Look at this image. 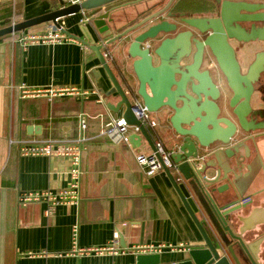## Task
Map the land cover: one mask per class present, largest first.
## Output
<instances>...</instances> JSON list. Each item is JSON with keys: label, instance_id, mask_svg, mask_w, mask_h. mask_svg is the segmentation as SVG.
Instances as JSON below:
<instances>
[{"label": "crops", "instance_id": "0c3cea01", "mask_svg": "<svg viewBox=\"0 0 264 264\" xmlns=\"http://www.w3.org/2000/svg\"><path fill=\"white\" fill-rule=\"evenodd\" d=\"M58 6V0H0V28ZM94 14L80 12L59 22L83 38L81 24L95 33ZM46 30L44 23L0 39V264H136L141 253H160L162 264L187 260L189 247L202 244L203 237L167 173L147 176L129 142L114 143L100 135L106 124L122 117L107 108L106 102L118 98L106 97L113 84L97 55L70 36L61 43L19 41L24 33ZM112 55L116 73L129 69L121 53ZM96 70L100 77L93 73ZM23 85L45 92L23 94ZM65 88L79 91L62 93ZM81 112L88 116L84 131L78 119ZM152 116L163 123V115ZM159 127L163 136L154 139L172 150L166 129ZM81 135L87 141L79 203L22 204L29 192L65 190L68 164L46 156H22L11 140H75ZM149 148L144 142L138 151ZM260 183L263 186L262 178ZM260 200L261 195L244 216L248 227L241 228L243 234L260 223Z\"/></svg>", "mask_w": 264, "mask_h": 264}, {"label": "water", "instance_id": "95a60500", "mask_svg": "<svg viewBox=\"0 0 264 264\" xmlns=\"http://www.w3.org/2000/svg\"><path fill=\"white\" fill-rule=\"evenodd\" d=\"M58 3V8L45 14L0 28V38L44 23L60 27L59 21L67 16L83 10L95 12L92 22L95 33L83 24L80 25L83 38L66 29L63 31L97 55L113 84L106 97L118 98L115 103L106 102L107 108L121 114L128 126L139 125L140 133L130 132L127 136L129 144L137 153L144 142L155 150L149 127L134 113L136 100H141L152 115L168 117L174 130L173 160L179 171L175 174L165 169V172L200 230L203 243L189 247L187 260L170 264H242L233 248L238 242L243 244L239 224L252 211L255 198L264 192L260 169L254 163L245 162L252 157L250 142L255 141L252 133L261 127L249 125L248 113H244L247 101L242 100L246 96L232 82L227 66L221 70L229 77L228 86L233 90L231 106L235 107L236 123L220 116L216 102L220 90L202 73L200 65L181 68L185 48L178 52L182 48L180 36L167 38L177 27L164 18L168 6L157 9L162 0H83L81 4L67 6L61 0ZM226 4L224 17L228 14ZM243 7L250 10L257 6L243 4ZM188 21L200 25L196 19ZM106 50L121 53L131 68L125 67L116 73L104 56ZM198 56L195 62L200 64L201 55ZM131 72L138 82L136 88H131ZM93 73L101 76L97 70ZM240 132L248 136L238 138ZM236 246L243 251L242 246ZM244 251L250 252L245 247ZM136 259V264H162L160 253H141Z\"/></svg>", "mask_w": 264, "mask_h": 264}, {"label": "flooded vegetation", "instance_id": "af4514ba", "mask_svg": "<svg viewBox=\"0 0 264 264\" xmlns=\"http://www.w3.org/2000/svg\"><path fill=\"white\" fill-rule=\"evenodd\" d=\"M225 4L228 14L224 17ZM243 4L257 7L249 10ZM165 6L168 9L164 18L177 27L167 38L170 40L180 36L182 48L178 52L185 48L184 57L180 60L181 68L200 65L202 73L207 74L206 77L220 90L216 100L220 116H226L236 123L235 107L231 106L233 90L228 86L229 77L221 70L224 65L230 71L232 82L246 96L242 100L247 101L244 113H248L249 125L260 126L261 129L252 133L255 139L254 143L250 142L252 157L245 162L254 163L260 169L259 176L263 179L264 188V0H162L157 9ZM142 18L144 16L135 22ZM190 19H196L200 25L190 24ZM198 55H201L200 64L195 62ZM129 81L131 88H136L138 82L133 73ZM157 126L164 127L172 139L174 130L168 117ZM247 136V133L240 132L238 138ZM258 206L262 213L260 223L243 234L242 245L238 242L233 246L242 264H264V192ZM246 225L242 221L238 231ZM236 245L242 246L243 251ZM244 247L250 252H245ZM225 253L229 255V252Z\"/></svg>", "mask_w": 264, "mask_h": 264}, {"label": "built area", "instance_id": "2783aa9c", "mask_svg": "<svg viewBox=\"0 0 264 264\" xmlns=\"http://www.w3.org/2000/svg\"><path fill=\"white\" fill-rule=\"evenodd\" d=\"M64 6L71 4H81L83 0H61ZM82 12H86L83 10ZM86 20L89 18L86 16ZM63 26L57 27L54 23H47V30L41 34H23L19 41L24 45L41 41V42H64L69 39V36L64 33ZM104 56L108 60L113 59L112 52L109 50L104 51ZM23 94H40L44 93V89L30 91L27 86H21ZM51 93L52 89L47 90ZM54 91V90H53ZM62 93H69L79 91V89L61 90ZM55 92V91H54ZM136 107L134 113L136 117L147 127L155 128L157 125L156 120L153 118L150 111L142 103L141 100L135 101ZM81 131L88 128V116L81 112L78 116ZM130 132L140 133L139 125L128 126L126 121L121 120L113 121L105 125L100 135L107 136L114 143L128 142L127 136ZM87 138L81 135L78 139H18L11 140L12 143L19 145L20 154L22 156H46L49 158H57L66 160L68 164L69 185L60 193H53L50 190L42 192H29L25 197L21 198L22 204L30 202L47 201L49 203H79L81 176L82 170V154L86 149ZM155 150L149 148L148 151H140L136 154V160L139 166L144 170L147 176H153L165 169H171L173 173L179 171L178 164L173 160L174 150L168 149L161 140H154ZM49 214L52 212L50 208L47 211ZM74 237H77V227L74 231ZM119 232H115V241L118 242Z\"/></svg>", "mask_w": 264, "mask_h": 264}, {"label": "rangeland", "instance_id": "374dc122", "mask_svg": "<svg viewBox=\"0 0 264 264\" xmlns=\"http://www.w3.org/2000/svg\"><path fill=\"white\" fill-rule=\"evenodd\" d=\"M149 129H150V131H151V134H153L154 135V138L156 137V138H159L158 136H163V134H162V130H161V128L159 127V126H157L156 128H153V127H150L149 126ZM166 146V145H165Z\"/></svg>", "mask_w": 264, "mask_h": 264}, {"label": "trees", "instance_id": "16d2710c", "mask_svg": "<svg viewBox=\"0 0 264 264\" xmlns=\"http://www.w3.org/2000/svg\"><path fill=\"white\" fill-rule=\"evenodd\" d=\"M16 34V33H15ZM6 36H8V35H6ZM6 36H4V37H6ZM1 39V38H0Z\"/></svg>", "mask_w": 264, "mask_h": 264}]
</instances>
